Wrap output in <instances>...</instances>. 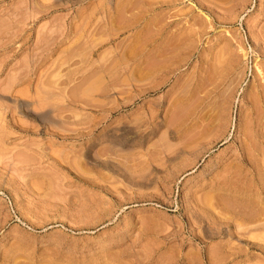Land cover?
<instances>
[{
  "label": "rangeland",
  "instance_id": "rangeland-1",
  "mask_svg": "<svg viewBox=\"0 0 264 264\" xmlns=\"http://www.w3.org/2000/svg\"><path fill=\"white\" fill-rule=\"evenodd\" d=\"M263 83L264 0H0V264H264Z\"/></svg>",
  "mask_w": 264,
  "mask_h": 264
},
{
  "label": "bare ground",
  "instance_id": "bare-ground-1",
  "mask_svg": "<svg viewBox=\"0 0 264 264\" xmlns=\"http://www.w3.org/2000/svg\"><path fill=\"white\" fill-rule=\"evenodd\" d=\"M155 2H156V1H155ZM263 84H264V83H263ZM259 88H260V87H259ZM261 88L263 89V86H261ZM263 91H264V89H263ZM261 92H262V91H261ZM260 94H261V93H260ZM258 95H259V94H258ZM263 95H264V94H263ZM263 95H262V96H263ZM263 98H264V97H263ZM191 101H192V100H191ZM189 102H190V101H189ZM254 102H255V101H254ZM252 105H255V104L253 103ZM259 107H260V106H259ZM253 108H254V107H253ZM255 108H256V107H255ZM258 109H259V110L261 109V112H260V113L258 112L259 115H260L261 113L264 112V106H262L261 108H258ZM256 110H257V109H256ZM255 115H257V113H256ZM261 115H262V114H261ZM260 117H261V116H260ZM262 117H263V116H262ZM262 117H261V118L258 117L259 119H258V120L256 121V123H255L257 129L260 128V125L263 123L262 120H264V119H263ZM217 118H218V117H217ZM256 118H257V117H256ZM215 119H216V118H215ZM223 120H224V119H223ZM215 121L218 122V123L220 122V121H219V118H218L217 120H215ZM251 121H252V120H251ZM213 122H214V121H213ZM214 124H216V123H214ZM214 124L212 123V125H214ZM220 124H221V123H220ZM218 125H219V124H217V126H218ZM214 126H215V125H214ZM219 128H220V127H219ZM257 131H258V130H257ZM255 132H256V131H255ZM207 133H208V132H207ZM210 135H211V134H210ZM249 137H251V136H249ZM248 139H249V138H248ZM245 149H246L245 147H243V148L241 149V146H240L239 159H241V164H242V165H248V166H249V165H250V164L248 163L249 161L246 160V159L249 158V156L247 157V153H245V151H244ZM246 152H247V150H246ZM251 157H252V156H251ZM249 160H250V159H249ZM241 164H240V165H241ZM237 167H238V166H237ZM242 167H243V166H242ZM250 169H251V168H250ZM236 170H237V169H236ZM252 171H253V170H252ZM240 172H241V171H240ZM254 172H255V169H254ZM233 175H234V174H233ZM240 175H241V174H240ZM232 195H233V194H232ZM227 196H228V195H227ZM235 196H236V195H235ZM223 199H224V198H223ZM235 199H236V198H235ZM236 202H237V201H236ZM239 202H240V201H239ZM241 204H242V203H241ZM237 205H238V204H237ZM233 208H234V207H233ZM241 209H242V208H241ZM241 209H240V211H242L244 208H243L242 210H241ZM246 209H247V208H246ZM246 209H245V210H246ZM252 209H253V208H252ZM252 209H251V211H252ZM262 209H263V208H262ZM232 210H233V209H232ZM232 210H231V212H234V210H236V209H234L233 211H232ZM249 210H250V208H249ZM259 211H261V210H259ZM229 212H230V211H229ZM231 212H230V213H231ZM235 212H236V213H235V216H234V217L237 216V217H240L241 219H242L243 216H244V217H248L247 214H249V211H248V212H244V213H243V212L240 213L238 209H237ZM254 212H255V214H254L255 216H252L251 214H249V216H252L253 219H254V217L256 218L257 215H261L260 213H262V211H261V212H257V214H256V211H254ZM246 213H247V214H246ZM228 214H229V213H228ZM244 214H246V216H245ZM221 215H222V214H221ZM233 215H234V213H232V216H233ZM262 216H264V214H263ZM231 219H232V218H231ZM234 219H235V218H234ZM248 219H250V217H249ZM263 219H264V218H263ZM226 220H227V219H226ZM224 221H225V220H224ZM233 221H234V223H235V221H238V220H237V218H236V219L233 220ZM250 222H251V221H248L247 223H250ZM237 223H238V222H237ZM242 223H243V222H242ZM245 223H246V222H245ZM247 223H246V224H247ZM252 223H253V222H251V224H252ZM255 223H256V222H255ZM260 223H261V222H260ZM262 223H263V222H262ZM232 224H233V223H232ZM257 224H258V223H257ZM263 224H264V223H263ZM238 225H239V224H238ZM247 225H248V224H247ZM239 226H240V225H239ZM249 226H250V225H249ZM249 226H247L246 229H247ZM263 226H264V225H263ZM250 227H253V225L250 226ZM254 227H255V226H254ZM254 227H253V228H254ZM232 228H233V227H232ZM242 228H243V227H242ZM261 228H262V227H261ZM238 229H239V228H238ZM238 229H237V230H238ZM263 229H264V227H263ZM235 230H236V229H235ZM241 231H242V230H241ZM237 232H238V231H237ZM248 232H250V231H248ZM238 233H239V232H238ZM246 235H247V233H246ZM248 244H249V246H250V245L252 246V247H249V246H248V247H249V250H250V252H251V250L254 249L255 244H253V243H251V242L248 243ZM260 250H261V249H260ZM250 252H249V253H250ZM251 254H252V253H251ZM252 255H253V254H252ZM254 255H255V254H254Z\"/></svg>",
  "mask_w": 264,
  "mask_h": 264
}]
</instances>
